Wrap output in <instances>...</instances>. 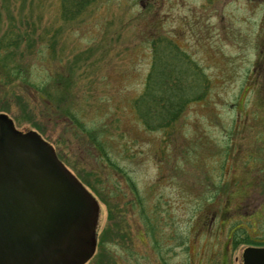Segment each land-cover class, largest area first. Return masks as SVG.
Wrapping results in <instances>:
<instances>
[{"label": "rangeland", "instance_id": "rangeland-1", "mask_svg": "<svg viewBox=\"0 0 264 264\" xmlns=\"http://www.w3.org/2000/svg\"><path fill=\"white\" fill-rule=\"evenodd\" d=\"M0 1V36L13 23L31 35L13 58L0 57V112L20 130L39 131L94 188L97 256L108 252L107 264H206L207 239L198 246L187 227L191 208L203 207L194 193L232 185L236 169L237 183L257 186L255 202L264 199V0H98L74 20L62 17L61 0ZM153 41L176 45L200 82L179 120L151 131L135 101L146 89ZM57 75L75 83L55 115L50 97L64 92ZM108 185L120 194L110 204ZM113 209L123 214L126 239L101 235L119 227ZM158 218L159 243L155 228L143 233Z\"/></svg>", "mask_w": 264, "mask_h": 264}, {"label": "flooded vegetation", "instance_id": "flooded-vegetation-1", "mask_svg": "<svg viewBox=\"0 0 264 264\" xmlns=\"http://www.w3.org/2000/svg\"><path fill=\"white\" fill-rule=\"evenodd\" d=\"M6 114L0 112V117ZM5 118L10 119L12 123L0 119V227L13 229L12 226L17 224V221H25L19 216L23 215L27 206L29 207L28 200L52 175L69 183L71 192H74L72 198L77 201V210L71 212L63 208L56 214L57 231L49 238L46 236L43 238L38 248L41 250L34 248L39 243L31 242L29 260L20 261L18 264H65L64 260L74 256L75 260L72 264H78L84 259L86 262L82 264L94 259L95 264L110 263L108 252H105L102 258L97 256L100 247L99 220L102 212L101 201L97 198L94 188L85 184L75 169L77 173L71 171L64 161L56 158V149L42 137L39 131L34 135V132H31L34 129L20 130L9 115ZM17 134L21 137L14 136ZM27 134H33L36 139L29 141L23 137ZM4 154L8 158L4 157ZM33 158L34 162H31ZM235 170L229 172L232 176L231 181L234 182L232 185H227L226 180L221 183L222 185L205 186L203 192L194 193L200 198L192 197L195 201L201 200L203 207L191 208L192 214L188 219L187 227L190 240L194 243L196 241L198 246L207 239L203 243L205 250L202 251V257L207 258L206 264H246L244 254L248 248L256 249L251 253L248 262L264 264V199L255 202L257 186L239 185L238 179L232 175ZM15 181H19L23 186L17 187ZM11 182L14 185H10ZM106 194L105 200L108 204L112 199L120 196L118 189H113L110 185L107 186ZM80 215L83 216L82 222L77 221ZM122 215V213L117 214L113 209L110 216L114 217L115 225L119 227L114 229L107 226L105 231L101 230V235H105L108 240L126 239ZM154 215L158 216L157 213ZM62 220L66 221L65 225H62ZM152 221L153 223H149L143 233L150 236L149 233L155 228L158 237L155 241L159 243L160 237L163 236L160 233L161 219H152ZM166 237L176 240V235L172 233L167 234ZM190 246L191 244H188L189 248ZM217 246L219 249H216ZM1 256H12V249L10 244L0 239V264H5ZM191 259L185 264H191Z\"/></svg>", "mask_w": 264, "mask_h": 264}, {"label": "trees", "instance_id": "trees-1", "mask_svg": "<svg viewBox=\"0 0 264 264\" xmlns=\"http://www.w3.org/2000/svg\"><path fill=\"white\" fill-rule=\"evenodd\" d=\"M61 1L62 17L65 20H74L81 17L87 9L98 0ZM3 5L4 3L0 1V11L4 8ZM26 20L28 21V18H26ZM1 33L0 57H4L5 55V59L13 58L14 51L20 49L21 43L31 40L30 33L27 31L23 32L19 29L18 25L15 24L14 26V23L6 28L4 34L3 32ZM152 43L155 47L154 62L147 76L146 89L135 101V108L138 111V116H140L144 126L151 131L166 129L178 121L187 104L198 97L195 96L194 93L196 90H199L198 82H200L196 79H190V76H192L190 72L192 71V67L189 63L183 62L186 57L183 54L179 55V50L176 45L170 42L165 46H163L164 44H159L160 47L164 48L162 49L163 51L160 52V48L155 41ZM17 69L18 71L21 69V73L24 72L23 67L20 65ZM57 76L60 78H56V89L59 87L57 90L59 92L60 89L63 90L64 88V92L61 93V95H57V99L50 95L52 101H49L55 105V115H58L59 112V102H62L61 96H67L75 83L69 76ZM50 113L52 112L50 111ZM81 126L85 131L91 133L89 129L85 128L83 123L79 127ZM100 142L101 140L98 142V146H100ZM103 155L107 157L106 153Z\"/></svg>", "mask_w": 264, "mask_h": 264}, {"label": "water", "instance_id": "water-1", "mask_svg": "<svg viewBox=\"0 0 264 264\" xmlns=\"http://www.w3.org/2000/svg\"><path fill=\"white\" fill-rule=\"evenodd\" d=\"M6 115L1 116L0 119L5 120L6 122L8 121V123L11 122L10 119L7 120L8 118H5ZM31 132H34V135H37V132ZM34 135L27 134L23 137L29 141H34L36 139ZM14 136L17 138L21 137L20 134ZM4 157L8 158L6 154H4ZM37 157L39 159V156ZM31 162H34V158ZM19 181H15L14 184L21 188L23 185ZM14 184L13 182L10 183V185ZM73 193L69 188V183L61 180V178L56 175L50 176V178L39 187V190L33 192L27 203L29 207L27 206L25 212L22 213L23 215L19 216L23 217L25 221H17V224H13L12 227L15 231L12 228L6 229V227H0V239L10 244L12 249V256H1V260L4 261L5 264H18L20 261L29 260V249H31L30 244L34 241L39 243L34 247L35 250H41L38 248H40V242L43 238L45 236L49 238L50 235L53 233L55 234L57 231L58 227L56 222L58 217L56 214L59 210L63 208H67L71 212L77 210V201L72 198ZM82 218L83 216L80 215L79 218H77V221L82 222ZM65 222L66 221L62 220V225H65ZM255 251L256 249L254 248H248L245 251L244 255L247 261L246 264H250L248 259L251 257V253ZM74 260L75 256L64 260V262H66L65 264H72ZM84 262H86L85 259L78 264Z\"/></svg>", "mask_w": 264, "mask_h": 264}]
</instances>
